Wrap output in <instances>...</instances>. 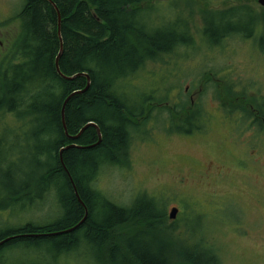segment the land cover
Listing matches in <instances>:
<instances>
[{"label": "rangeland", "instance_id": "1", "mask_svg": "<svg viewBox=\"0 0 264 264\" xmlns=\"http://www.w3.org/2000/svg\"><path fill=\"white\" fill-rule=\"evenodd\" d=\"M24 1L0 0V65L5 64L12 44L19 39L20 24L14 17ZM153 1L155 8L145 16H152L155 21H151L160 28H170L179 18L188 28L192 44L146 62L131 77L126 87L129 99L154 92L152 96H165L166 100L151 111L141 131L131 130L127 155L120 157L122 163L99 166L92 186L119 206L133 208L132 202L139 198V207L150 208L153 215L163 210L173 233L152 222L126 238L141 254L163 257L168 264H264V158L249 161L248 170L227 173L228 177L203 178L189 168L195 161L206 163L205 151L214 150L227 131L218 123L211 105L205 103L208 91L196 93L204 75L209 71L217 76L225 73L234 81L241 76L245 82L256 80L264 91V8L257 0ZM225 23L234 26V36L217 42ZM186 87L189 92L185 95ZM192 93L195 106H206L215 116L206 133L177 132L168 125L170 116L161 108L164 104L173 107L180 100L189 104ZM14 117L0 112V138L6 143L0 139V231L29 220L53 222L62 214L54 194L42 201L32 197L34 158L41 143L35 141L38 125L21 126ZM236 132L244 138L251 135L250 130ZM256 143L263 151L262 141ZM236 152L242 151L237 148ZM28 183L31 197L26 195L21 202L1 208L11 191ZM172 207L179 211L173 221L168 219ZM50 249L32 248L28 263L112 264L99 259L97 246L85 238L70 251L56 254Z\"/></svg>", "mask_w": 264, "mask_h": 264}, {"label": "trees", "instance_id": "2", "mask_svg": "<svg viewBox=\"0 0 264 264\" xmlns=\"http://www.w3.org/2000/svg\"><path fill=\"white\" fill-rule=\"evenodd\" d=\"M51 1L56 8L48 0H25L14 17L19 21L20 34L5 64L0 65V112L13 114L21 126H39L35 141L41 143L36 146L32 197L42 201L54 194L62 214L53 222L29 220L1 230L0 264H29L27 256L36 247H51L56 254L70 251L81 238L95 243L98 257L104 262L168 264L163 257L141 254L126 239L140 227H150L152 222L173 233L163 210L153 215L150 208L139 207V198L132 202L133 208L119 206L102 196L92 184L105 163H122L120 157L127 155L131 130L141 131L150 120L151 111L166 100L165 96L155 98L154 92L129 99L126 87L131 77L146 62L155 61L177 47H189L192 39L188 28L179 18L170 28L155 26L154 18L145 16L155 8L153 0ZM203 31L206 33L207 29ZM60 45V71L65 76L87 73L90 78L89 86L72 95L65 104L67 133L75 135L86 123L93 122L101 134L96 146L86 148L98 140L92 126L75 140H69L64 132L62 104L72 92L83 90L87 80L84 76L72 80L59 76L55 59ZM153 99L157 102H149ZM187 106V102L180 100L178 105L164 104L161 108L172 117L167 120L170 127L189 134L192 130L181 125L186 121L183 110ZM173 108L179 111L176 113ZM72 143L84 148L64 150L60 162L59 150ZM70 178L87 208V216L72 231L63 232L76 226L85 214ZM30 191V183L11 191L1 208L21 202L26 195L31 197ZM154 201L148 198V202L157 205Z\"/></svg>", "mask_w": 264, "mask_h": 264}, {"label": "flooded vegetation", "instance_id": "3", "mask_svg": "<svg viewBox=\"0 0 264 264\" xmlns=\"http://www.w3.org/2000/svg\"><path fill=\"white\" fill-rule=\"evenodd\" d=\"M225 26L217 34V42L228 36H234V26L227 23H225ZM230 65L232 64H227V66ZM233 66L236 65L233 64ZM221 75L217 76L213 72H207L196 92L199 94L204 89L208 91V99L205 103L211 105L213 113L217 114L218 123L227 127L225 136L220 137L214 150L205 151V156L208 158L206 163L201 164L199 161H195L190 163L193 165L189 164L193 174L203 178H210L215 175L228 177L227 173L242 174L245 169L248 170L249 161L254 163L264 158V150L260 151V145L256 143L260 139L262 141L261 146L264 148V139L261 138L264 135L263 85L256 80L245 82L241 76L238 77L237 81H234L228 74L221 73ZM188 92L189 88L186 87L183 93L186 95ZM189 99L188 106L183 110L185 111L184 119L186 121L181 125L184 129L190 128L192 130L189 134L201 131L206 133L210 122L215 116L206 106H195L193 93ZM178 104L179 101L176 102V105ZM172 110L177 113L179 108H173ZM237 130L239 134H243L245 130H250V138H244V135L242 137L238 136ZM237 148H240L242 152L237 154ZM251 194L253 195V192ZM251 194L250 197L255 198Z\"/></svg>", "mask_w": 264, "mask_h": 264}, {"label": "water", "instance_id": "4", "mask_svg": "<svg viewBox=\"0 0 264 264\" xmlns=\"http://www.w3.org/2000/svg\"><path fill=\"white\" fill-rule=\"evenodd\" d=\"M48 1L54 6V8H56V6L53 4V2H52L51 0H48ZM257 1H258V3L264 8V0H257ZM58 19H59V17H58ZM58 25H59V23H58ZM58 34H59V36H60V29H59V26H58ZM60 40H61V39H60ZM61 52H62V45H60V50H59V52H58V54H57V56H56V59H55V67H56V71H57V73L59 74V76L62 77L63 79H65V80H72V79H74V78H76V77H78V76H84V77H86V80H87L86 86H85V88H84L83 90H78V91H74V92H72L69 96H67V98L64 100V102H63V104H62V108H61V122H62V125H63L64 132H65V134H66V137H67L69 140H75V139H77V138L80 136V134L83 132V130H84L85 128H87L88 126H92V127H94V128L96 129L97 136H98V140H97L95 143H93V144H91V145H89V146H86V148L96 146V145L101 141V134H100V129L98 128V126H97L95 123H93V122H88V123H86V124H85V125H84V126L78 131V133L75 134V135H69V134L67 133L66 124H65V120H64V108H65V104H66V102L68 101V99H69L72 95H74V94H76V93H81V92H83V91L89 86V84H90V78H89V75H88L87 73H77V74H74V75H72V76H65V75L60 71L59 66H58V59H59V56L61 55ZM71 147L84 148V147H82V146H77V145L74 144V143H72V144H68V145H66L65 147H63V148H61V149L59 150V156H60V159L62 158V152H63L64 150L68 149V148H71ZM63 167L65 168V166H63ZM65 169H66V168H65ZM73 188H74V192H75V195H76L78 201L84 206L85 214H84V217L79 221V223H78L76 226H74L73 228H71V229H69V230L63 231V232L71 231L72 229L76 228L79 224H81V223L84 221V219H85L86 216H87V208H86V206L84 205V203L82 202V200L80 199V197H79V195H78V193H77V191H76V187L74 186V184H73ZM177 212H178V208H177V207H172V208L170 209L169 213H168V218H169L170 220H174V219L176 218ZM1 243H2V242H0V244H1Z\"/></svg>", "mask_w": 264, "mask_h": 264}, {"label": "bare ground", "instance_id": "5", "mask_svg": "<svg viewBox=\"0 0 264 264\" xmlns=\"http://www.w3.org/2000/svg\"><path fill=\"white\" fill-rule=\"evenodd\" d=\"M60 162H63L62 159L60 160ZM70 181H71V183H72V185H73V181H72L71 178H70ZM72 187H73V186H72ZM71 228H73V227H71ZM71 228H70V229H71ZM72 230H73V229H72ZM72 230H71V231H72Z\"/></svg>", "mask_w": 264, "mask_h": 264}]
</instances>
